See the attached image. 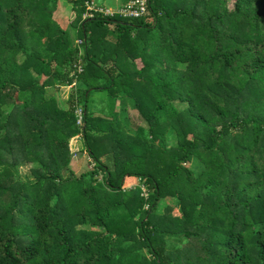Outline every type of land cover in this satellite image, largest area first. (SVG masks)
Instances as JSON below:
<instances>
[{
    "label": "trees",
    "instance_id": "obj_1",
    "mask_svg": "<svg viewBox=\"0 0 264 264\" xmlns=\"http://www.w3.org/2000/svg\"><path fill=\"white\" fill-rule=\"evenodd\" d=\"M96 1L0 0V264H264V0Z\"/></svg>",
    "mask_w": 264,
    "mask_h": 264
},
{
    "label": "rangeland",
    "instance_id": "obj_2",
    "mask_svg": "<svg viewBox=\"0 0 264 264\" xmlns=\"http://www.w3.org/2000/svg\"><path fill=\"white\" fill-rule=\"evenodd\" d=\"M98 2V4L96 3ZM93 3H89L90 5H94L100 8L104 9H110L111 11H115L119 9L120 7L123 6L122 0H98ZM59 5V11L62 19L64 20L63 23L66 25L69 34L71 36V39L73 40V43L76 45L80 44V41L82 39L78 38L75 36V28L71 24V21L75 18V11L72 8V3L71 2H65V1H60ZM230 7L232 6V2L229 3ZM82 45V44H80ZM68 89V87H66ZM65 89V90H67ZM105 94L103 91H97L93 92L91 95V102L95 103L96 106L98 107L101 103L102 100L105 98ZM93 100V101H92ZM98 114H102L100 111H97ZM127 113L129 115V118L132 120L131 123H136L140 125H144L143 122L140 120V118L137 116V114L127 108ZM134 126H131V130H133ZM128 128V127H127ZM130 129V128H129ZM69 164L68 168L71 170L74 174H79L84 172L87 169H90L92 167V161L89 159L87 156L86 151H84V146L82 142V138H80L79 135H76L69 140ZM29 169V166H23L20 168V173L24 174L27 173ZM196 170V169H195ZM131 182V187H134L136 182L135 180L130 181ZM142 189H144L142 187ZM144 196H146V193L144 192ZM169 215L174 217L178 215V211L176 208H172L169 212Z\"/></svg>",
    "mask_w": 264,
    "mask_h": 264
},
{
    "label": "built area",
    "instance_id": "obj_3",
    "mask_svg": "<svg viewBox=\"0 0 264 264\" xmlns=\"http://www.w3.org/2000/svg\"><path fill=\"white\" fill-rule=\"evenodd\" d=\"M146 5H147V0H129L126 3L123 4L122 7H120L119 9L115 10V11H111L110 9H104V8H100L94 5H88V10L85 13V16L88 17H93L95 11H101L104 14H115L118 13L123 17H139L141 16L145 10H146ZM80 43H82V41H80ZM76 69L78 72H82V65L80 64H76ZM76 113V117H77V124L80 125L82 124V120H83V109L78 107L75 110Z\"/></svg>",
    "mask_w": 264,
    "mask_h": 264
}]
</instances>
